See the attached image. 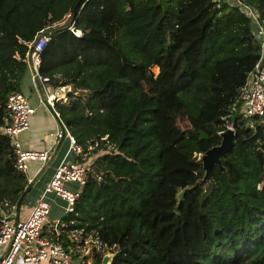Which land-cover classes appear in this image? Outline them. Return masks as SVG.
<instances>
[{
	"label": "trees",
	"instance_id": "1",
	"mask_svg": "<svg viewBox=\"0 0 264 264\" xmlns=\"http://www.w3.org/2000/svg\"><path fill=\"white\" fill-rule=\"evenodd\" d=\"M246 1L264 24V0ZM40 29L49 39L37 70L49 91L69 86L53 107L81 147L76 160L93 155L73 210L60 216L59 238L92 231L113 245L110 264H264V120L228 115L259 51L240 8L0 0V126ZM224 115L234 123L232 146L200 181L194 156L218 143ZM26 183L0 132V202L14 204ZM43 234L55 236L50 226ZM101 255L92 248L81 264Z\"/></svg>",
	"mask_w": 264,
	"mask_h": 264
},
{
	"label": "built area",
	"instance_id": "2",
	"mask_svg": "<svg viewBox=\"0 0 264 264\" xmlns=\"http://www.w3.org/2000/svg\"><path fill=\"white\" fill-rule=\"evenodd\" d=\"M218 1V0H214ZM236 5L252 23V33L258 44V56L252 67L247 71L239 86L237 97L230 106L229 116L236 114L239 118L251 122L255 117L264 120V24L259 18L255 7L246 0H222ZM68 28L74 33H80L72 25ZM49 39L46 29H40L31 41L27 43L25 57L30 68V79L33 86L46 97L53 106L54 97L48 92L47 77L41 75L37 66L40 62V51ZM5 114L0 132L8 136L14 155V166L24 172L27 162L39 160L44 163L49 156V149L21 148L17 135L28 127V116L33 112L27 96L21 91L9 92L4 100ZM56 111V110H55ZM223 128L234 132L232 120L222 116ZM59 129L55 133L59 136ZM68 150L74 154L72 159H61L54 167L42 190L37 194L33 204L22 215L15 216L14 204L0 202V264H81L90 263L92 248L101 253L111 251L113 245L102 242L92 231L82 228H71L66 234L69 241L59 238L58 226L65 225L60 218L48 222L52 227L54 237L43 234V228L49 212L47 193H54L64 201V212H71L79 196L87 175V161H78L76 156L81 153V147L74 137L66 130ZM74 182V187L65 183ZM15 214H17L15 212ZM71 222V221H69Z\"/></svg>",
	"mask_w": 264,
	"mask_h": 264
},
{
	"label": "crops",
	"instance_id": "3",
	"mask_svg": "<svg viewBox=\"0 0 264 264\" xmlns=\"http://www.w3.org/2000/svg\"><path fill=\"white\" fill-rule=\"evenodd\" d=\"M69 86L63 85L48 92L55 98L64 97V92ZM19 89L26 94L30 105L33 107V112L28 116V127L18 133L17 139L21 148L32 149H49L48 159L41 163L39 160H30L27 162V168L24 171L27 180L31 179L32 184L27 193L37 195L43 188L45 182L50 177L54 167L61 159H72L74 154L68 150V140L66 136L62 138L56 148L58 137L55 133L58 131L59 126L51 115L49 110L42 102V94L39 92L38 87L33 86L30 79V68L27 65V72L23 75ZM76 185L74 182H68ZM72 186V187H74ZM26 193V194H27ZM55 195L54 193H52ZM48 195V193H47ZM46 198L49 201V214L47 216L44 227H48V222L60 218L64 214V201L57 195ZM19 208V207H18ZM17 214L19 216L18 210Z\"/></svg>",
	"mask_w": 264,
	"mask_h": 264
},
{
	"label": "water",
	"instance_id": "4",
	"mask_svg": "<svg viewBox=\"0 0 264 264\" xmlns=\"http://www.w3.org/2000/svg\"><path fill=\"white\" fill-rule=\"evenodd\" d=\"M74 13V10H73ZM66 96V95H65ZM42 102L46 106V108L49 110L51 115L56 120L58 126H59V136L56 143V148L59 145L60 141L64 137L66 133V128L63 125L62 121L60 120L57 112L55 111L54 107L48 102L46 97L42 95ZM219 141L218 143L206 148L201 154H200V163H201V169L203 171V174L201 176L200 181H205L209 178L210 169L213 164H216L217 166H220V157L224 156L225 152L230 149L233 143V131L230 128H225L224 130L219 132ZM32 184V180H27V183L25 184L24 188L18 195L15 203L14 208L15 212H17L19 204L27 191L29 190L30 186ZM114 255V250L111 251H105L102 253L100 261L98 264H110V259Z\"/></svg>",
	"mask_w": 264,
	"mask_h": 264
},
{
	"label": "rangeland",
	"instance_id": "5",
	"mask_svg": "<svg viewBox=\"0 0 264 264\" xmlns=\"http://www.w3.org/2000/svg\"><path fill=\"white\" fill-rule=\"evenodd\" d=\"M151 69L155 72L156 71V68L154 67V66H152L151 67ZM22 93H24V92H22ZM26 95V94H25ZM65 95V94H64ZM50 153V152H49ZM199 157H200V153H196L195 154V156H194V158L195 159H199ZM87 158V157H86ZM93 158V155H90L89 156V158H87V159H85L84 158V160L83 161H87V162H85V163H89L90 162V160ZM25 173V172H24ZM65 185L67 186H69V187H72V186H74V184H72V183H65ZM50 194V197L51 196H55V195H53L52 193H48V195ZM47 195V196H48ZM37 195L35 194V195H31L30 194V191H29V193H27V194H25V196L23 197V199L21 200V202H20V204H19V208H18V213H19V216H22L29 208H30V206L33 204V202H34V200H35V197H36ZM56 197V196H55ZM50 215H51V212H50V214L48 213L47 214V216H49V218H50Z\"/></svg>",
	"mask_w": 264,
	"mask_h": 264
}]
</instances>
